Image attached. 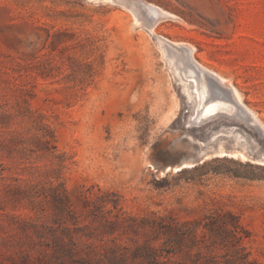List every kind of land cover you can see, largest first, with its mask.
<instances>
[{
	"label": "rangeland",
	"instance_id": "obj_1",
	"mask_svg": "<svg viewBox=\"0 0 264 264\" xmlns=\"http://www.w3.org/2000/svg\"><path fill=\"white\" fill-rule=\"evenodd\" d=\"M171 43L264 127V0H0V264H264V132Z\"/></svg>",
	"mask_w": 264,
	"mask_h": 264
},
{
	"label": "bare ground",
	"instance_id": "obj_2",
	"mask_svg": "<svg viewBox=\"0 0 264 264\" xmlns=\"http://www.w3.org/2000/svg\"><path fill=\"white\" fill-rule=\"evenodd\" d=\"M160 8H158V10H160ZM158 15L160 16V19L171 17V15L165 12L164 10H161V12ZM165 45L168 46V44ZM170 45L178 49L179 51H183L189 63L192 65V68L189 69V72H190V79L194 81L193 82L190 80L191 82H193L192 89L193 91L196 92V94L195 93L194 94L198 100L197 105L194 102V104L196 105L194 106L197 108V114H195L196 115L195 119L197 121L202 122L203 120L212 118L219 113H224L230 115V117H236V118L248 120L247 122H252L253 126L255 125L256 127H258L260 131L264 132V127L262 126L261 122H259L257 116H255L254 113H252L250 110L246 108V106L242 102L240 94L236 90L230 88L231 85L229 83H227L228 86L224 85V83H226V80L223 77L215 75L216 76L215 80H217V82L220 83V86L218 84L216 86L214 84L209 83L208 81L209 77L214 75H212L210 71H208L206 68H204L202 65L196 62V60L193 57L194 48L191 49L192 47L190 48L189 45L181 44V43L180 44L171 43ZM226 90L228 91L226 92ZM226 93L228 95H226ZM191 96L194 95L192 94ZM195 97L193 98L195 99ZM221 115L223 114H220V116Z\"/></svg>",
	"mask_w": 264,
	"mask_h": 264
}]
</instances>
